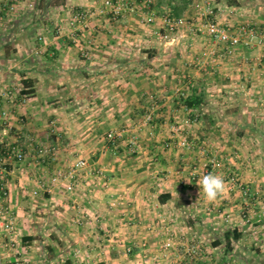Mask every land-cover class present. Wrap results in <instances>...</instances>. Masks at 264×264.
I'll use <instances>...</instances> for the list:
<instances>
[{"label":"crops","instance_id":"0c3cea01","mask_svg":"<svg viewBox=\"0 0 264 264\" xmlns=\"http://www.w3.org/2000/svg\"><path fill=\"white\" fill-rule=\"evenodd\" d=\"M8 1L0 7V89L24 91L0 97V111L9 114L0 140L21 144L27 158L9 164L6 203L17 228L3 232L0 264H45L48 257L50 264H189L182 252L193 240L205 253L195 264H264V49L240 46L229 56L202 33L183 29L170 41L142 23L152 5L180 14L188 0H139L126 26L106 11L74 32L71 11L99 9L102 0H17L14 11ZM235 1L218 0L244 12L230 21L264 32V7ZM205 51L215 53L205 58ZM23 79L33 80L34 93H25ZM196 92L202 105L188 107ZM6 127L10 133L1 135ZM130 129L139 140L127 157ZM110 131L119 134L114 154ZM42 143L76 148L75 159L61 151L56 164L85 158L107 176L97 181L81 171L75 193L34 196ZM207 174L224 180L215 201L198 185ZM161 194L171 198L161 202ZM228 231L241 237L228 239ZM170 235L175 246L165 256Z\"/></svg>","mask_w":264,"mask_h":264},{"label":"built area","instance_id":"2783aa9c","mask_svg":"<svg viewBox=\"0 0 264 264\" xmlns=\"http://www.w3.org/2000/svg\"><path fill=\"white\" fill-rule=\"evenodd\" d=\"M131 1V2H130ZM139 0H102V6L99 9H74L71 11L70 16L67 19V26L74 32L79 26L86 25L94 16L98 13H104L109 11L113 13L116 17L125 18L127 15L131 14L138 9ZM135 2V3H134ZM143 2L152 3L153 0H144ZM17 0H9L7 2L8 9L14 11L16 9ZM2 5V0H0V7ZM193 16L190 18L179 16L174 17L171 14L163 15V28L164 32L161 34V38L166 40H174L173 34H177L180 28L187 24H191L193 27V34L198 36V33L204 34L210 42L216 46H222L224 48L226 55H234L237 48L240 46H246L250 48H262L264 49V32L258 26H253L251 23H241L234 24L230 21L231 17L237 15H243V11L233 6H223L218 0H192ZM130 11V12H129ZM227 14V18L224 19L223 16ZM156 20L153 14H148L143 17L142 22L152 23ZM196 26V28H195ZM62 26L60 30L64 29ZM213 51H205L203 53L204 57H208L214 54ZM24 91L21 89H0V97H16ZM27 95H24L23 101H27ZM9 116L7 111H0V120H6ZM152 120V115L148 114L145 118V122L148 123ZM198 117L194 119L197 121ZM11 127H6L4 133L1 135H8L11 131ZM118 133L116 131H110L108 133V142L110 146L117 145ZM133 145L137 143V140L131 139L130 141ZM190 145L189 141L182 140L180 142L181 147H188ZM56 148L54 146H43L40 148V157H49L55 154ZM27 158L24 147L19 143L8 142L5 140H0V256L2 251V240L3 232L7 234H13L16 231V222L12 213V208L7 204V200L10 197V191L7 185V168L5 165L11 164L12 162H24ZM213 166L215 168H220L222 162L220 160H214ZM81 171H86V173L93 177L95 180H103L105 176V168L94 167L87 159L79 158L76 160L67 170H59L50 179L49 184L42 183L39 189L33 191V195L37 196L40 194L41 190L45 192L52 193L53 186L60 184L62 181L65 182L66 191L70 194L76 191V180ZM233 181H237L235 177L231 178ZM63 183V182H62ZM238 184V189L242 196L248 197L250 195V189L244 184ZM52 185V186H51ZM45 187V188H44ZM264 207V206H263ZM262 214L264 215V209ZM2 226V228H1ZM175 246V237L170 235L167 240L163 243L162 249L165 256L168 252ZM131 249L128 250L130 252ZM183 256L186 261L192 262L204 258L203 246L200 242L191 241L184 249Z\"/></svg>","mask_w":264,"mask_h":264},{"label":"rangeland","instance_id":"374dc122","mask_svg":"<svg viewBox=\"0 0 264 264\" xmlns=\"http://www.w3.org/2000/svg\"><path fill=\"white\" fill-rule=\"evenodd\" d=\"M190 2V5L188 6L187 5V7L184 9V10H182V12L180 13V15H178V16H184V17H187V18H190L191 16H193L192 14H193V12H194V10H193V7H192V0L191 1H189L188 0V3ZM252 3V6H253V4H256V6L258 5L259 7L260 6H263L264 7V0H249V3ZM254 2V3H253ZM135 3V2H134ZM33 6V5H32ZM154 5H152V6H150V8H148L147 10L148 11H154V13H153V15L155 16V18H156V20L154 21V22H152V23H145V22H142L143 24H147V26H149V25H151L152 27H154L155 28V30L156 31H163L164 32V28H163V21H162V19H163V15H166V14H173L174 15V11L172 12V13H170V12H164L166 9L165 8H163V7H159V8H156V7H153ZM188 8H189V10H188ZM138 11H139V9H137ZM136 10V11H137ZM136 11H134V12H130L131 14H134V13H136ZM141 11H143V10H141ZM130 14V15H131ZM130 15H128L127 17H125L124 19L123 18H117V17H115L116 19H115V21H117L118 23H115V25H120V24H122L123 26H126V25H128V21H126V22H124V20H126V19H128V18H130ZM150 15H151V13H150ZM119 19H122V20H119ZM143 20V19H142ZM133 23V22H132ZM134 24V23H133ZM235 24V23H234ZM195 28H196V26H195ZM183 29H187V30H189V31H192L193 32V27H191V24H187V25H185V26H183L182 28H180V30H183ZM180 30H179V32H180ZM159 32V33H160ZM162 32V33H163ZM161 33V34H162ZM160 36V35H159ZM173 36L176 38V34H173ZM202 36H204V37H206L204 34L202 35ZM160 38V37H159ZM207 38V37H206ZM158 42H159V40H158ZM83 50H85L84 51V56L87 54V51H86V49L84 48ZM88 55V54H87ZM205 58H207V57H205ZM1 122L3 121V122H5V120H0ZM143 123V122H142ZM5 125V123H3V126ZM144 126H142V128H143ZM129 129V128H128ZM122 131V130H121ZM138 131L139 130H136V131H132L131 129H130V131H126V134H127V136H128V140H131V139H134V140H137V143L135 144V145H133L131 142L129 143V141H128V144H130L131 145V147H128V149H127V152L125 153L126 155H127V157H132V156H134L135 154H137V151H136V149H137V147H138V140H139V133H138ZM125 133V132H124ZM119 136V135H118ZM119 138V137H118ZM117 138V139H118ZM8 142H10V141H8ZM42 145L43 146H54L55 148H56V150H55V154H53V155H51V156H49V157H44V158H41L39 155H40V153H39V150H40V148L42 147ZM63 145V144H62ZM108 146V145H107ZM117 146V145H116ZM116 146H110V148H109V150L111 149H113L114 150V152H113V154L117 151V150H119L118 149V147H116ZM33 147V146H32ZM31 147V148H32ZM36 147V146H35ZM37 151H38V153H37V158H36V161H35V164H38L36 167H40V169H39V171H41V173H40V175L42 176L41 177V181H42V183H47V184H49V182H50V179L54 176V174L56 173V172H58L59 170H63V171H65V170H67L71 165V163L70 164H68V165H66V166H62V164L60 165V164H56L55 163V161L57 162V157L58 156H60V154H61V151H63V153L65 152V154L67 153V154H69V156H70V161H72L73 159H75V157H76V154H77V151H76V148L75 147H73L72 145L70 146V145H67V146H65V147H63V146H60L59 145V143L58 144H46V143H42L41 145L39 144V147H36L35 148ZM111 153H112V151H111ZM111 155V154H110ZM43 159H46V161H50L49 163H52V164H49V163H45L44 161H43ZM35 160V159H34ZM70 165V166H69ZM6 166V168H7V170H9V167H11V165H9V164H7V165H5ZM107 172V171H106ZM105 176H107V174H105ZM63 182V183H62ZM60 184H58V185H56V186H53L54 188V191H56V192H60V193H63L64 195H69V193H64V191H61L62 190V185H65V182L64 181H62ZM42 183H40V185L42 184ZM52 186V185H51ZM45 188V187H44ZM44 193H48V192H45L44 191ZM49 194H51V193H49ZM64 198H67V196H65ZM66 200V202H67V199H65ZM51 215L53 216V215H55V214H53V213H51ZM46 216H49L48 215V213H46ZM55 216H57V215H55ZM64 218V217H63ZM65 219H66V217H65ZM66 249L68 250V248L66 247ZM194 262H196V261H192L191 263H193V264H195ZM210 262H212V263H214V261L212 260V261H209V264H212V263H210ZM190 262H189V264H191Z\"/></svg>","mask_w":264,"mask_h":264},{"label":"trees","instance_id":"16d2710c","mask_svg":"<svg viewBox=\"0 0 264 264\" xmlns=\"http://www.w3.org/2000/svg\"><path fill=\"white\" fill-rule=\"evenodd\" d=\"M228 1H229L230 5H238V2L235 1V0H228ZM178 15H180V14H178V13H174V15L172 14V16H174V17H179ZM22 82H23L24 86L26 88H28L27 92H25V93H27V94L34 93L35 90L33 89V86H32V83H33L32 79H23ZM201 95L202 94H198V92L194 93V95L192 97H190L187 100H185L186 105L188 107H198L199 108L202 105V103H203V99H202ZM170 198H171V196L169 194H161L159 196V200L161 202H165V201L169 200ZM226 235H227L228 239H230L231 236H233L236 239L241 237V233L233 232V231H228L226 233ZM50 252L52 253L50 255H55V249L52 246H50ZM48 258H45L46 259L45 260V264H50L51 263V261H49ZM64 264H71V261L67 260Z\"/></svg>","mask_w":264,"mask_h":264},{"label":"clouds","instance_id":"9594fccd","mask_svg":"<svg viewBox=\"0 0 264 264\" xmlns=\"http://www.w3.org/2000/svg\"><path fill=\"white\" fill-rule=\"evenodd\" d=\"M198 185L200 188L202 187L203 193L209 201H215L223 194L225 188L223 178L214 174L205 175L202 179V185Z\"/></svg>","mask_w":264,"mask_h":264}]
</instances>
